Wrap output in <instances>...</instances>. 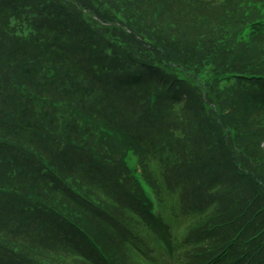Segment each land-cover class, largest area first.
I'll return each mask as SVG.
<instances>
[{
	"label": "trees",
	"instance_id": "1",
	"mask_svg": "<svg viewBox=\"0 0 264 264\" xmlns=\"http://www.w3.org/2000/svg\"><path fill=\"white\" fill-rule=\"evenodd\" d=\"M223 1L224 8L218 0H0V264H34L24 254L35 246L45 253L36 258L48 264L106 262L100 252L85 250L84 237L77 242L54 234L55 223L35 201L97 222L124 255V262L116 257L112 263L134 262L138 251L129 242L135 239L121 222L108 223L103 211L65 190V179L33 155L85 189L102 191L124 219L144 221L130 198L137 190L125 164L130 146L158 153L171 189L182 191L183 213L212 210L215 223L229 222L217 225L219 237L201 234L213 221L198 227L186 248L223 247L232 237L236 245L217 264H264V250L255 253L264 239V131L253 116L255 80L244 79L264 68L256 70L255 49L245 50L237 38L225 41L231 32L224 31L226 9L235 2ZM165 66L185 69L196 86ZM64 103L83 111L61 117ZM85 116L101 122L88 125ZM115 126L130 139L111 138ZM231 129L234 141L227 138ZM122 133L117 130L118 139ZM149 173L155 176L151 167ZM46 234L51 241L41 247ZM182 255L189 264L204 259Z\"/></svg>",
	"mask_w": 264,
	"mask_h": 264
},
{
	"label": "rangeland",
	"instance_id": "2",
	"mask_svg": "<svg viewBox=\"0 0 264 264\" xmlns=\"http://www.w3.org/2000/svg\"><path fill=\"white\" fill-rule=\"evenodd\" d=\"M219 1V7L218 8H224L223 5H226V2L223 0ZM234 6H230L231 8L226 9L228 13H225V22L227 23V27L224 29V31H227L231 29V32L228 34L227 38L225 39L226 42H231L237 38V40L240 41V44H245L247 51H250L252 49H255L258 54L256 56H253V59H257L255 61L257 64L256 70L264 68V1L262 0H234ZM233 8V9H232ZM19 30V29H18ZM20 34V33H17ZM166 69L169 73L175 75L177 78L186 80L189 82H192L194 84V80H197L196 78L187 76V73L185 69L177 66H165L163 67V70ZM246 76H258L256 74V71L254 73H246ZM189 79H188V78ZM247 80H254V79H248ZM220 81H224L220 80ZM229 81V80H226ZM255 83L253 91L249 92L251 95V98H254L257 100V114L253 115L255 122H257L258 127L261 126V131H264V107L259 106V102L263 98V95H261L260 92H258V84H261L258 79L256 78L255 81H252ZM195 85V84H194ZM196 86V85H195ZM263 87V84L262 86ZM198 89V88H197ZM242 97L245 96H233L234 99L242 101ZM248 99V97H247ZM237 103V102H236ZM238 104V103H237ZM248 104H250V100L248 99ZM60 107V116L62 115H69V114H76V107L72 104L64 103L58 105ZM152 106V104H151ZM249 110L250 107H249ZM248 110V111H249ZM81 111V110H80ZM77 115V114H76ZM84 122L88 125H96L99 124L101 121L93 116H85L82 118ZM104 127V126H102ZM118 131H123L127 137L128 140L130 139L129 133L124 130L123 128H120L118 126H115V137L117 135ZM232 132L235 135L234 130L227 131V138L229 140L234 139L231 137ZM113 138V137H111ZM114 141V140H113ZM134 147L130 146L126 149V155L128 157V168L131 171H133L134 166V155H138L141 158H144V151H142L140 148H138L137 151L132 152ZM131 152L133 153L131 155ZM130 163V166H129ZM150 166L153 170L155 176H159L161 178V182L163 185L159 188L157 185L153 182L154 186L156 187L155 193L158 198V209L159 213L155 215H148L145 207L143 206L144 197H137L135 196L134 199L137 200L139 205V212L144 219V223L142 221L140 222H133L130 223L123 218V216L118 215V221L123 223L124 229L126 226H131L132 228L135 227V229L138 230V233L136 236L133 235V237H136L138 239V242L141 245L142 252L138 253L133 261H130L126 264H172L173 261L175 264H179L178 262L182 264H189L187 260H185L184 255L186 254H192L196 253L199 256H204V259L201 261V264H209L212 262V264H217L221 260H223L227 255H229L228 248L232 250V248L236 245V240H233L232 237H230L225 243L223 247L218 246L216 248H211V245L203 244L201 247L202 249L198 251H194L193 248H186L185 243H181L179 252L181 255L176 254L174 260H171L170 254L172 253V250L170 248L171 244L175 242V240H178V242H182V239L188 232V230H191L190 235L196 232V229H193L194 223H201V217H197L193 213H183L181 208L184 205V202H180L179 197L177 196V193H170L168 188L166 187V184L162 181V176L160 172V162L156 157H153L150 160ZM199 166V164H198ZM58 167V166H57ZM62 170V169H61ZM62 177L67 178V176L62 172ZM69 180V179H68ZM75 186V185H74ZM77 187V186H76ZM85 194L89 195L95 202L98 201L103 206L110 208L106 203L97 200L94 196L90 195L86 191L80 189ZM88 197V199L92 200ZM160 198V199H159ZM35 204L37 208H39L42 211L43 215L49 216L51 215L50 211L46 209L45 206L42 204H39L35 201ZM48 206H54L56 210H58L60 213L62 212L63 215H57L55 214L54 217L62 218L66 213L60 206H58L55 203L46 202ZM111 209V208H110ZM113 212H115L114 209H111ZM210 216L209 218L212 223L213 232L217 235L218 232H220V227L215 226L216 224H227L229 222H221V223H215L216 217L213 215L212 210H210ZM68 218H73V221H75L77 224L82 225L83 228L89 232H91L95 236L96 242L99 244V247L103 249V254L106 255V257H118V263L124 262L122 260V257L124 255H121V252H119L118 248L111 242V239L104 233L100 232L98 233V229L94 226H91L88 221L85 219H77L74 216H70L68 213L66 214ZM162 216V219L160 218ZM121 219V220H120ZM136 217L133 219L135 220ZM153 220V221H152ZM215 220V221H214ZM204 233L201 234H205ZM189 235V236H190ZM218 236V235H217ZM219 237V236H218ZM239 238L240 236L237 235ZM238 240V239H237ZM236 241V242H235ZM184 242V241H183ZM255 253H261L264 250V239L260 240L257 247H256ZM216 249V250H215ZM215 250V251H214ZM211 256L209 258H205L206 255L210 254ZM246 253L241 252L239 253L240 259H243V256ZM189 258V257H188ZM128 262V261H127ZM191 263V262H190Z\"/></svg>",
	"mask_w": 264,
	"mask_h": 264
}]
</instances>
